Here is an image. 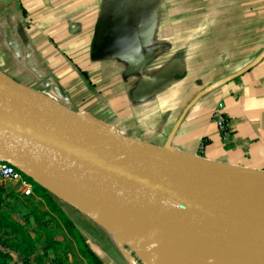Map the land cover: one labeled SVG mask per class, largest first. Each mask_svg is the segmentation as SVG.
Segmentation results:
<instances>
[{
  "label": "crops",
  "instance_id": "obj_1",
  "mask_svg": "<svg viewBox=\"0 0 264 264\" xmlns=\"http://www.w3.org/2000/svg\"><path fill=\"white\" fill-rule=\"evenodd\" d=\"M0 73L135 140L264 172V0H0ZM98 233L103 264H143Z\"/></svg>",
  "mask_w": 264,
  "mask_h": 264
},
{
  "label": "water",
  "instance_id": "obj_2",
  "mask_svg": "<svg viewBox=\"0 0 264 264\" xmlns=\"http://www.w3.org/2000/svg\"><path fill=\"white\" fill-rule=\"evenodd\" d=\"M0 162L143 264H264V172L135 140L1 73Z\"/></svg>",
  "mask_w": 264,
  "mask_h": 264
},
{
  "label": "rangeland",
  "instance_id": "obj_3",
  "mask_svg": "<svg viewBox=\"0 0 264 264\" xmlns=\"http://www.w3.org/2000/svg\"><path fill=\"white\" fill-rule=\"evenodd\" d=\"M97 226L36 185L27 196L19 182L0 177V264H92L83 254L80 235L91 248L106 246L98 233L105 231ZM122 247L127 257H139Z\"/></svg>",
  "mask_w": 264,
  "mask_h": 264
},
{
  "label": "built area",
  "instance_id": "obj_4",
  "mask_svg": "<svg viewBox=\"0 0 264 264\" xmlns=\"http://www.w3.org/2000/svg\"><path fill=\"white\" fill-rule=\"evenodd\" d=\"M223 108V105H220V109ZM216 121L218 123L219 129L224 137V139L229 137V132H228V125H227V120L225 117L222 115V113L217 112L215 114ZM0 177L3 179H7L10 181H15L19 182L23 188V191L25 195L29 196L33 194V184L26 180L23 176V174L17 170L15 167L0 162Z\"/></svg>",
  "mask_w": 264,
  "mask_h": 264
},
{
  "label": "trees",
  "instance_id": "obj_5",
  "mask_svg": "<svg viewBox=\"0 0 264 264\" xmlns=\"http://www.w3.org/2000/svg\"><path fill=\"white\" fill-rule=\"evenodd\" d=\"M24 178L28 181H30L31 183H33L34 185H36V187L38 189H40L42 192H47L46 189H44L43 187L39 186L38 184H36L33 180H31L30 178H28L27 176L23 175ZM57 206V205H56ZM58 210L61 211V209L59 207H57ZM62 212V211H61ZM63 213V212H62ZM64 215V213H63ZM65 216V215H64ZM67 218V217H66ZM67 223H69L70 225H72L71 221L67 218ZM73 226V225H72ZM78 232V231H77ZM78 234L80 235V233L78 232ZM81 237V242L83 244V254L84 256L92 263V264H103V262L101 261V259L99 258V256L96 254V252L88 245V243L84 240V238L80 235Z\"/></svg>",
  "mask_w": 264,
  "mask_h": 264
},
{
  "label": "bare ground",
  "instance_id": "obj_6",
  "mask_svg": "<svg viewBox=\"0 0 264 264\" xmlns=\"http://www.w3.org/2000/svg\"><path fill=\"white\" fill-rule=\"evenodd\" d=\"M64 203V202H63ZM78 219H79V217H78ZM86 219V218H85ZM98 227V226H97ZM152 264H160L158 261H156V260H152V262H151Z\"/></svg>",
  "mask_w": 264,
  "mask_h": 264
}]
</instances>
